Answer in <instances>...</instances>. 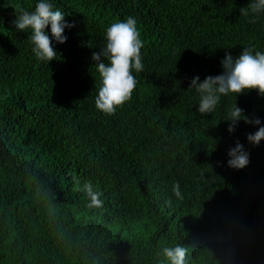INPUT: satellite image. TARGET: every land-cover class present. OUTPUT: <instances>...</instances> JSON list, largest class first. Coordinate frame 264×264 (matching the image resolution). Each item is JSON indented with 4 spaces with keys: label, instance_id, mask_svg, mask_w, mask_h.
<instances>
[{
    "label": "trees",
    "instance_id": "trees-1",
    "mask_svg": "<svg viewBox=\"0 0 264 264\" xmlns=\"http://www.w3.org/2000/svg\"><path fill=\"white\" fill-rule=\"evenodd\" d=\"M54 2L75 26L47 63L14 23L35 0H0V264H167L162 249L177 243L186 264H264V139L253 146L258 125L230 134L225 120L236 103L264 123V96L232 93L202 115L188 88L220 74L226 52L264 50V14L245 15L249 0ZM127 16L144 70L107 115L91 57ZM237 139L250 153L239 170L226 164ZM89 180L100 208L80 191Z\"/></svg>",
    "mask_w": 264,
    "mask_h": 264
},
{
    "label": "clouds",
    "instance_id": "clouds-1",
    "mask_svg": "<svg viewBox=\"0 0 264 264\" xmlns=\"http://www.w3.org/2000/svg\"><path fill=\"white\" fill-rule=\"evenodd\" d=\"M241 11L245 15L264 14V0H249L247 7ZM64 17V11L55 6L54 0H35L31 10L20 8L16 11L14 23L18 30L28 33L34 56L49 63L57 55L54 42L65 43L68 39L65 29L75 26L74 22ZM143 47L144 41L140 37L135 17L127 16L106 26L104 44L91 57L96 61V70L100 76L94 104L103 114L115 113L118 106L131 98L138 83L134 73L144 70ZM221 66L223 71L220 74L208 75L203 80L195 75L190 80L188 88L195 90L196 111L202 115L213 113L221 98L232 93L240 94L256 89L258 94L264 96V50L245 47L236 57L226 52L221 59ZM241 119L259 126L255 132L246 135L248 143L258 146L264 139V123L260 117L251 119L245 116L236 103L225 119L229 122L228 132L233 133ZM227 156L226 164L233 169H243L250 163V153L239 139L228 149ZM80 191L87 197L88 207L103 206L104 201L100 198L102 193L94 188L90 180L82 183ZM172 193L177 199H183L178 183L172 188ZM161 254L167 264H186V249L179 243L164 247Z\"/></svg>",
    "mask_w": 264,
    "mask_h": 264
}]
</instances>
